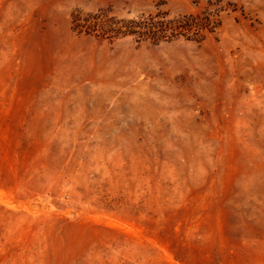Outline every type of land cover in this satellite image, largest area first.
I'll return each instance as SVG.
<instances>
[{"label": "rangeland", "instance_id": "1", "mask_svg": "<svg viewBox=\"0 0 264 264\" xmlns=\"http://www.w3.org/2000/svg\"><path fill=\"white\" fill-rule=\"evenodd\" d=\"M0 264H264V0H0Z\"/></svg>", "mask_w": 264, "mask_h": 264}, {"label": "trees", "instance_id": "2", "mask_svg": "<svg viewBox=\"0 0 264 264\" xmlns=\"http://www.w3.org/2000/svg\"><path fill=\"white\" fill-rule=\"evenodd\" d=\"M72 23L79 32L93 33L100 38L133 36L137 42L149 40L155 44L180 36L200 42L206 31L212 32L220 26L219 19L214 20L207 11L204 17L191 14L169 18L167 13H157L118 19L105 12L76 10L72 13Z\"/></svg>", "mask_w": 264, "mask_h": 264}]
</instances>
